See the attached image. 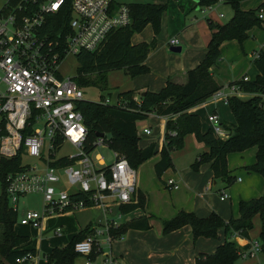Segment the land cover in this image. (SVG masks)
I'll list each match as a JSON object with an SVG mask.
<instances>
[{
  "label": "built area",
  "instance_id": "obj_1",
  "mask_svg": "<svg viewBox=\"0 0 264 264\" xmlns=\"http://www.w3.org/2000/svg\"><path fill=\"white\" fill-rule=\"evenodd\" d=\"M67 11L68 21L52 27V18ZM257 16L264 20V6ZM129 23L127 5L115 0H0V159L20 156L19 168L0 176V194L4 193L16 212L20 198L41 196L40 210H24L19 225L39 228L44 217L54 213L92 207L111 211L135 202L136 171L122 153L109 148L108 135L96 136L92 149H85L87 128L79 104L87 100L74 76L66 77L59 70L66 57L100 50L113 30ZM169 45L178 46V39H170ZM241 79L248 80L247 76ZM233 95L250 96L234 85L229 92L222 88L210 98L228 105ZM134 101L139 102L140 97ZM101 102L125 107L118 97H105ZM163 118L166 122L168 117ZM207 121L215 135L226 138L228 131L217 113H209ZM142 132L148 134L150 129ZM64 143L74 152L57 155ZM97 147L108 148L112 161L107 162L101 154L93 158ZM166 187L176 190L179 183L169 178ZM221 194V199L226 197ZM108 224L103 231L95 229L77 241L75 252L89 255L97 235L103 232L110 243L109 226L117 225ZM247 245L241 258H255L256 264H264L259 261L260 241L251 240ZM38 253L27 252L15 261L38 264ZM86 260L85 264H90V259ZM104 261L120 264L113 257Z\"/></svg>",
  "mask_w": 264,
  "mask_h": 264
},
{
  "label": "trees",
  "instance_id": "obj_2",
  "mask_svg": "<svg viewBox=\"0 0 264 264\" xmlns=\"http://www.w3.org/2000/svg\"><path fill=\"white\" fill-rule=\"evenodd\" d=\"M219 0H198L197 5L209 7ZM231 6L232 17L224 24H219L206 18L210 30V39L206 47V53L198 65L188 70L187 80L184 84L167 80L165 85L157 92L145 91L140 96V101H134L132 90L122 91L118 99L125 107L104 104L102 102L83 101L79 108L83 114L84 124L87 128V140L85 149H92V142L97 133L108 135L107 144L110 149L122 153L129 165L136 169L146 160L158 153L154 144H148L144 148L138 147L140 140L137 134L136 122L144 119L148 114L160 117H168L164 127V139L158 161L154 164L156 176L160 177L167 169L173 166L170 151L181 149L183 139L187 134H193L198 142L206 146V151L199 154L192 163L191 168L197 171L202 163H209L213 175V181L221 179L224 188H228L234 177L227 167V155L231 152L243 151L256 146L255 161L247 169L259 174L264 179V51L259 50L252 62L257 69L254 80L242 79L229 83L228 86H238L240 91L250 94L243 98L230 96L228 106L234 122L224 124L228 131L226 138L215 135L211 128L202 131L201 121L197 113L191 112L216 91L223 88L212 75V67L221 59L220 45L227 40H236L242 44L249 38L248 31L256 26H261L264 20L257 16L258 10L264 6V2L254 9L243 10L240 7L242 0H221ZM129 9L130 23L124 27L113 30L107 37L103 47L95 52L80 51L76 55L78 67L74 80L83 87L97 85L100 89L107 86V73L123 70L125 74L134 77L148 72L145 59L156 45V35L161 29V18L165 5L134 2L126 4ZM70 18V12H63L53 19L52 27L64 25ZM147 24L153 30V38L150 42L133 44L131 37L135 32H140ZM51 28V27H49ZM58 29V28H57ZM66 32V30H65ZM61 163H67L60 159ZM20 156L12 159H0V176L5 172L19 168ZM78 197V195H77ZM145 199L142 193H138V200L121 205L120 214H126L138 208L143 209ZM237 218L230 216L226 221L218 213L211 212L206 217H199L193 212L178 211L172 218L162 222L163 234L180 229L188 225L191 228L193 238H215L220 229L226 236L224 242L216 247L212 253H199L194 264H234L241 258V253L248 245L240 246L231 238L234 234L239 237L249 238V231L253 228V218L257 216L260 221L259 238L261 243V255L264 257V190L258 198L238 201ZM17 212L9 206L4 193L0 194V264H17L16 258L27 252L36 253L31 247L27 236L18 234L14 229ZM90 224L70 239L62 247H53L45 254L46 261L43 264H77L76 259L82 255L74 250V244L82 240L90 232ZM150 224L144 216L134 218L117 226H109V235L112 240L124 235L128 230H148ZM230 236V239L227 238ZM99 254L96 247L85 256L94 260Z\"/></svg>",
  "mask_w": 264,
  "mask_h": 264
},
{
  "label": "rangeland",
  "instance_id": "obj_3",
  "mask_svg": "<svg viewBox=\"0 0 264 264\" xmlns=\"http://www.w3.org/2000/svg\"><path fill=\"white\" fill-rule=\"evenodd\" d=\"M121 3H134V2H149V3H156V4H163L165 5V10L162 14L164 16V22L170 25H174L179 23L181 20L188 22L194 16L196 17V22L200 21L202 24L207 25L206 18H212L218 22H227V11L231 9V6L228 4H214L211 7V11L208 12L207 10L201 11L206 7L197 6L191 9H188L185 14L181 13L176 10L175 6L172 5V2L177 0H116ZM243 1V0H242ZM241 1V2H242ZM255 0H251L248 5H252ZM228 5V7L226 6ZM230 7V8H229ZM222 14V15H221ZM222 16V17H221ZM162 19V18H161ZM184 19V20H183ZM161 31V29H160ZM159 31V33H160ZM153 30L151 25L144 27L140 32H135L132 35L131 41L132 43L140 42V40H150V36ZM157 34L156 40L160 34ZM263 33L258 32L255 33V39L253 43L258 45V48L264 50V38ZM168 40V33H165L163 41ZM237 47L235 50L234 46L227 43L224 46V51L221 54V59L219 61V68L217 69L216 76L220 81L225 82L231 78H235V76L242 75L247 76L249 80H254L257 74V69L255 68L252 59L254 55L258 54V51H255L253 54L247 49V54H243L236 43H234ZM169 49V44L167 43ZM182 47L184 50V45H178ZM78 67V60L75 56L70 55L66 57L63 63L60 65V72L66 77H73L76 75ZM151 71L147 73L137 75L134 77H130L129 75L125 74L123 70H116L107 73V86L105 89H100L97 85H86L82 87L84 99L87 101L93 102H101L105 97H110L112 100L118 97V94L122 91L132 90L133 87L138 86L137 84L140 81L148 80L152 82L154 75L150 74ZM155 90H159L160 87L154 86ZM141 91V88H139ZM133 92H139L137 89H133ZM145 92V91H142ZM246 98L247 96H241ZM208 105L203 106L198 115L200 116L201 121V130L206 131L210 129V125L207 121L208 114L211 111H216L219 119L229 122L233 119L230 107L228 105L223 104L222 102L214 103L211 98L208 99ZM212 103V104H211ZM162 117L157 116L155 114H148L144 119L138 120L136 122L137 134L140 138L138 141V147L141 148L142 145H145L147 142L154 141L158 143L159 137L163 134L164 131V124H162ZM147 127L150 129L148 134L142 132V128ZM156 143L154 145H156ZM253 147H250L246 150V152L240 153L231 152L227 155V163L228 166L231 167V173H234V179L228 188L224 189V194L226 195L225 201H220V189L224 187V182L221 179H216L217 181L216 186H212V189L206 192V196L210 193L212 195L211 202L216 205V208L223 209L222 212L225 214L224 216H228L230 218V210L232 214H238L237 211V201L240 197H237L238 194L241 195V199H251V198H258L262 195L264 190V179L259 176L258 179L255 181L247 180L246 172L244 168L238 169L235 165L238 163L240 156H244L247 160L249 157H252V150ZM206 151V146L198 142L193 134H187L184 136L183 139V147L181 149H173L170 151V156L173 162V166L169 168L162 176H156L153 168L154 160L157 159V154H155L151 159L148 161L143 162L139 165L136 171V191L133 195V199L135 201L138 200V188L140 187L143 191L144 199H145V206L143 209L139 211L144 212L151 216L150 224L152 232L148 235H155L159 228V225L164 220L170 219L174 216V208L180 202L186 201L187 203L190 202L189 197L195 198L198 204L203 203L204 199L197 192L199 190L198 185H201L205 181L204 174L209 167V163H202L199 166V176L197 173L191 168L192 163L196 160L197 156L201 153ZM74 149L71 145L64 143L59 150L57 151V155H63L68 153H73ZM96 154H101L104 156L107 162L112 161V154L111 151L106 147H97V149L93 152V158ZM98 166V165H97ZM241 170H243L241 172ZM175 173H180V178L176 177ZM240 176L244 179L243 183L237 182L236 177ZM181 179L184 182L181 184L179 190H172L166 187V181L169 179ZM200 191L203 192L202 186H200ZM205 192V191H204ZM202 201V202H201ZM232 205V207H231ZM41 206V196L40 195H29L27 197L20 198L17 204V216L16 221L14 224L15 231L20 234L27 236L28 240L33 242L34 245L38 247L40 250L39 254L40 261L38 264H43L42 261L45 260V254L47 253L50 248L54 246H62L65 245L72 236L77 234L80 229H84L86 225L90 224V232L87 234L89 235L95 229H99L103 231L104 225L96 224L99 222H104L106 218L111 217L114 213L110 212L109 210H100L96 207L92 208H85L81 210H76L73 213L69 212H62V213H54L44 217L41 222V226L39 228H33L29 226H21L18 225L20 216L22 215L23 211L26 209L30 210H40ZM195 213V212H194ZM200 217L206 216L205 214L209 213H195ZM150 216H144L148 219ZM114 223V222H113ZM108 224V223H107ZM109 225V224H108ZM58 229V234L55 231ZM142 237L145 234H141ZM249 238L252 240L259 238V219L257 216L253 218V228L248 233ZM219 236V237H218ZM137 238V234L135 232L129 235V239L131 242L129 244L128 250L125 252L123 248L125 247L124 244L119 242L118 240L111 241L110 243L107 240V235L105 232L103 234L97 235V242L95 243L94 247H96V251L99 254L95 257L94 260H90V264H95V262H100L99 264H110L108 261H104L109 257H113L117 263L120 264H148V260H146V254L142 253L141 247L139 248V244L135 239ZM226 236L224 235L223 230L218 231L217 237L215 238H206L200 237L198 239V243L196 246L197 252L196 256L199 254V250L205 253H211L216 249V247L222 244L225 240ZM230 239V236H227ZM158 242L155 241L153 248L156 249L154 251H159L162 248L161 245H157ZM164 248V247H163ZM215 248V249H214ZM199 251V252H198ZM86 257L80 256L76 259L77 264H84L86 262ZM260 262H264L263 255H260L259 258ZM234 264H256L255 258H240L236 260Z\"/></svg>",
  "mask_w": 264,
  "mask_h": 264
},
{
  "label": "crops",
  "instance_id": "obj_4",
  "mask_svg": "<svg viewBox=\"0 0 264 264\" xmlns=\"http://www.w3.org/2000/svg\"><path fill=\"white\" fill-rule=\"evenodd\" d=\"M197 1L198 0H177L175 2H172V5L175 6L176 10L179 12V15H180L181 13L185 14L188 9L197 7L198 6ZM250 1L251 0H243L240 3L241 9H243V10L254 9L264 2V0H255L252 5H248V3ZM115 2L121 3V2H118L116 0H115ZM123 4H125V3H123ZM216 4L217 5H219V4L223 5L225 3L221 0H219ZM226 6L228 7V5H226ZM211 7L212 6L206 7L205 9H203L201 11L207 10L208 12H210L212 10ZM232 14H233V10L231 8V9H229V11H227V15H228L227 19L228 20L232 17ZM210 19L214 22L219 23V24L226 23V22L215 21L212 18H210ZM147 26H149V24H147L145 27H147ZM258 32H262L264 35V23L261 26H256V27L251 28L248 31L249 38H247L242 44H239L236 40H227V41L222 42L220 45L221 54L223 53L224 46L227 43L234 46L235 50L237 49V47L234 43H236L237 46L239 47V50L243 54H247V51H246L247 49H249L250 52H252L253 54L255 53V51L263 50L261 48H258V45L253 43V40L256 38L255 33H258ZM165 33H168V39H172V38L178 39L179 45H184V47H185L184 50H182V47H181L180 52H173L170 50V48L172 47L171 45H169L170 47H169V49H167V47H168L167 43L169 44V42H167L168 40L163 41ZM159 34L160 35L158 36V39L156 40L155 47L149 52L147 58L145 59V65L148 67L149 71H151L150 74L154 75V78H153L152 82H150L148 80L140 81L137 84L138 86L133 87V89L135 88V89H137V91H140L139 88H141V91H140L141 93H142V91H146V90L152 91V92H157V90H155L153 87L158 86L161 89L165 85L167 80H170V81H172L174 83H178V84H184L187 80L188 70L195 68L198 65V63L202 60V58L204 57V55L206 53V47H207L208 41L210 39V30H209L208 26L205 24H202V22L200 23V21L196 22L195 16L193 18H191L190 20H188V22L181 20L179 23H176L174 25H170V24L165 23L164 22V16H163L161 19V31ZM153 36L154 35L152 32V34L149 38L150 40L149 41L146 40L145 42H150L152 40ZM263 38H264V36H263ZM142 41H144V40H140V42H142ZM136 43H139V42H136ZM136 43H133V44H136ZM263 43L264 42H262L261 44H263ZM218 68H219V64L212 67V75H213L214 79L217 81V83L220 84L221 86H223V89L227 92H229V89H230V86H228L229 83H231L235 80L241 79L242 76H245V75H242L240 77L239 75H237V76H235V78H231L229 80H226L225 82H222L219 80L218 75L216 76V72H217ZM141 93L139 94V92L138 93L134 92V97H136V98L140 97ZM207 102H208V99L205 102H203L202 104H200L196 107H193L190 111L198 114L199 110L203 106L208 105ZM212 112L217 113L215 110L211 111V113ZM162 119H164V120H162L161 126L163 127V124H164V127H165V118L162 117ZM233 122H234V118L232 120H230L229 122H225V121L221 120L222 125H223V123L224 124H231ZM144 128H147V127H144ZM144 128H142V130ZM163 139H164V131H163V134L159 137L158 143H156L154 141H150V142H147L145 145L141 146V148H144L148 144H151V143L155 144L156 143L155 148L157 149L158 153H157V159L154 160L153 168H154V164L159 159V156H160L159 153H160V150H161V147L163 144ZM247 149H249V148H247ZM247 149L240 151V153L246 152ZM251 150L253 152L252 157H249V159L246 160L244 158V156H240L238 163H236L235 165L237 166L238 169L244 168V171L246 172V176H248L247 180L255 181L256 179H258V177L260 175L257 173H254L252 171H249L247 169V167L249 165L253 164L255 161V154H256V150H257L256 146H254V148ZM148 160H146V161H148ZM227 167L229 170H233V169H231L230 166H228V163H227ZM242 171L243 170H241V172ZM194 173H197L199 176V168L197 171H194ZM234 173L235 172H232L231 175L234 176ZM175 175H176V177L180 178V173H175ZM204 176H205V181L201 185H198L199 190L197 192V195L199 194L201 196V198L204 199L203 203L198 204L197 200L195 198L189 197L190 202L189 203H187L186 201L180 202L177 205V207L174 208L175 212L173 214L175 215L180 210L193 212V213L199 212V213H209V214L211 212H216L223 219H225L227 221L229 219V217L224 216L225 214H223L224 212H222L223 209H221V208L217 209L216 205L211 202L212 195L209 193L208 196H206V192L210 191L212 189V186L213 187L216 186V183H217V181H213V175H212V172L210 169V164H209V167L206 170V173L204 174ZM175 180L179 183V188L176 190H179L181 187V184L183 183V185H184V182L181 179H175ZM236 180H237V182H240V183H243V181H244V179H242L240 176H237ZM200 186H202V190H204L205 192L200 191ZM224 189H225L224 187L221 188L220 193H224ZM138 190H139L138 193H142L144 195V193L140 187L138 188ZM144 197H145V195H144ZM237 197H240L239 200H243V199H241L240 194H238ZM219 199H220V201L223 202L226 200V197H224L223 199H221V198H219ZM244 200H248V199H244ZM231 207H232V205H231ZM139 210H140V208L133 210L132 212H129L126 214H120L119 213V207L115 206L110 211V212L114 213L111 217L106 218V220L104 222L98 221L96 224L106 225L107 223L114 222V223H116L115 225H118L121 223H126V222H128L134 218H138L141 216H150V215L145 214L144 212H141ZM237 211H238V203H237ZM205 215L208 216L207 214H205ZM206 216H204V217H206ZM230 216L237 218L239 216V212H238V214L233 215L231 210H230ZM150 219H151V216H150L149 221H148L149 224H150ZM259 229H260V221H259ZM80 230H82V229H80ZM221 230L222 229H220L219 231H221ZM133 232H135L137 234V238L135 240L138 243H140L139 248L141 247V250H143L146 247L144 249V251H142V253L146 254V260H148V264H194V260H195L196 252H197L196 246L198 243V239L200 237L194 239L193 235H192L191 228L188 225H185V226L181 227L180 229L171 231L169 233L163 234L162 222H161L159 225V228L157 230V233H155V235H153V237H152V235H148V234H151V232H152L151 224H150V228L148 230L130 229L121 237L114 239V240H118L119 242L124 244L125 247L123 248V250L125 252L128 250L129 244L131 242V239H129V235ZM141 234H145V236L142 237ZM231 238L235 239V241L240 246L247 245V243L252 240L250 238L239 237L236 234L231 236ZM114 240H112V241H114ZM96 241H97V238H96ZM155 241H157L158 244L162 246V248H160L159 251H154L157 246L155 248L152 247L154 245ZM30 245H31V247L38 250L40 253V250L38 249V247L36 245L33 244L32 241H31ZM62 246H64V245H62ZM62 246H54V247H62ZM143 246H145V247H143ZM52 248H50V250L48 252H50ZM199 251H198L199 253H205V252H201V250H199ZM44 254H46V253H44ZM40 255H42V254L40 253ZM259 258H260V256H259ZM99 263L100 262H95V264H99ZM84 264H85V262H84Z\"/></svg>",
  "mask_w": 264,
  "mask_h": 264
},
{
  "label": "water",
  "instance_id": "obj_5",
  "mask_svg": "<svg viewBox=\"0 0 264 264\" xmlns=\"http://www.w3.org/2000/svg\"><path fill=\"white\" fill-rule=\"evenodd\" d=\"M170 50L173 51V52H180L181 51V46H172L170 48ZM144 94H145V92H142L141 96H143ZM97 136L101 137V136H103V133H97Z\"/></svg>",
  "mask_w": 264,
  "mask_h": 264
}]
</instances>
